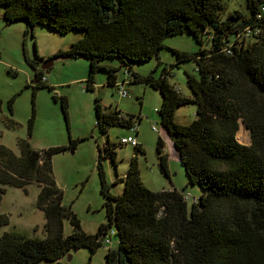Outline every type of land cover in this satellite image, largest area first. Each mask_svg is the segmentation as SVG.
<instances>
[{"label": "trees", "instance_id": "1", "mask_svg": "<svg viewBox=\"0 0 264 264\" xmlns=\"http://www.w3.org/2000/svg\"><path fill=\"white\" fill-rule=\"evenodd\" d=\"M0 7L5 9L8 25H26L25 34L31 35L37 25L63 35L84 33L65 52L48 59L38 55L37 61L27 59L32 69L58 59L86 60L90 64L84 84L87 92L95 91L98 72H105L108 85L118 88L121 68L127 69L126 78L131 77L133 83L159 92L162 103L156 113L161 126L179 153L188 185L201 190L189 208L186 195L177 190L155 193L147 189L137 157L145 152L139 145L124 178V192L115 197L101 163L108 157L115 162L109 146L99 150L97 162L107 223L96 235H88L71 208L63 206V192L53 175V156L67 148L35 151L31 147L34 112L28 139L18 140L19 156L0 145V204L7 188L27 194V188L36 184L45 238L4 234L0 264H60L70 251L83 248L93 256L112 232L119 239L118 249L107 252L105 264H264V0H245L248 15L235 12L227 17L223 0H0ZM186 34L201 46L209 45L196 54L174 51L177 64L192 61L198 67L199 78L186 74L192 98L181 96L169 83L168 70L159 78L132 71V64L159 60L165 40ZM112 59L120 62L119 68L105 65ZM44 78L43 69L36 71L33 103L38 90L54 91ZM53 99L60 100L68 120L67 99ZM13 103L9 102L11 114ZM188 104L196 106L194 121L189 126L177 124V109ZM95 114L103 134L108 127L133 133L142 120L125 118L118 110L106 112L98 98ZM241 120L250 132V146L236 139ZM0 121L9 131L19 128L12 118L0 116ZM78 144L70 140L68 149L76 150ZM163 149L159 139L160 168L170 179ZM66 219L73 231L68 237L64 236ZM6 225L8 217L1 216L0 227Z\"/></svg>", "mask_w": 264, "mask_h": 264}, {"label": "rangeland", "instance_id": "2", "mask_svg": "<svg viewBox=\"0 0 264 264\" xmlns=\"http://www.w3.org/2000/svg\"><path fill=\"white\" fill-rule=\"evenodd\" d=\"M224 15L248 12L245 0H223ZM4 8L0 7V101L2 102L1 118L14 119L19 128L9 131L0 121V145L10 149L19 156L18 140L28 139L29 122L34 112V127L30 138L31 147L35 151L51 148L66 147L62 153L52 158L53 175L58 188L63 192L62 204L70 207L80 221L82 230L88 235H96L100 226L107 223L106 212L103 209L105 199L101 193V181L97 169L99 150L110 146L115 153V162L111 158L101 161L106 183L111 195L117 197L123 194L126 177L131 161L136 157L135 149L122 146L121 141L128 137H135L130 129L108 127L106 133L97 128L95 114V100L98 98L106 112L118 110L125 118L134 116L141 118L138 125V142L144 150L140 154L138 163L143 185L152 192L173 191L190 196L187 201L191 208L201 195L197 186L188 185L185 169L179 158L174 143L168 133L162 128L157 110L162 98L159 92L145 84H135L132 78H126V68H121L117 74V83L127 80L126 90L130 98L124 99L118 88L108 85L105 72H98L95 79V91L87 92L85 82L89 76L90 64L86 60L58 59L53 61L51 69L43 70L44 80L48 87L36 93L33 103V88L36 71L42 70L44 64L38 63L36 70L32 69L26 60L37 61L48 59L59 52L67 51L71 44L84 37L83 32L71 31L60 34L48 27L37 25L34 35L25 34L26 25L19 22L8 25L4 20ZM164 49L160 52L159 60L153 59L144 64H132V71L141 76L154 73L155 78L169 71L167 79L181 96L192 98V92L187 85L190 74L199 78L198 67L194 62L177 64L174 51L196 54L202 46L189 34L168 38L164 42ZM160 61V63H159ZM120 67L116 59L106 60L105 65ZM54 96L66 98L68 101V120L62 112L60 100L54 101ZM13 100V114L9 110V102ZM196 116V106L188 104L177 109L175 122L182 126L192 124ZM156 125L158 132L153 131ZM164 144L163 153L168 160L170 179L167 178L159 164L157 153L158 140ZM236 139L243 146L251 145L250 132L243 120ZM70 140L79 141L76 150L68 149ZM40 189L36 184L23 190L7 188L0 204V217L6 216L9 225L0 227V239L6 233L18 234L26 238L44 239V213L37 209ZM69 219L64 221V236L72 234ZM118 237L112 238L111 245H103L96 254L91 256L89 250L83 248L72 250L64 256L60 264H105V257L109 250L118 249ZM41 264H56L42 262Z\"/></svg>", "mask_w": 264, "mask_h": 264}, {"label": "built area", "instance_id": "3", "mask_svg": "<svg viewBox=\"0 0 264 264\" xmlns=\"http://www.w3.org/2000/svg\"><path fill=\"white\" fill-rule=\"evenodd\" d=\"M118 88H119V90H118L119 94L121 95L122 98H124V99L130 98L129 93L127 92V90L124 89L122 84H119ZM137 130H138V128L134 127L132 131H133L134 134H137L136 133ZM153 131L154 132H158V128H157L156 125L153 126ZM121 144L125 145V146H131L133 148L139 147V142L136 139V137H128L126 139H123L121 141ZM189 198H190V196H186V201H188ZM114 235H115V232H112L111 235L106 239L104 245H111L112 244V238L114 237Z\"/></svg>", "mask_w": 264, "mask_h": 264}, {"label": "water", "instance_id": "4", "mask_svg": "<svg viewBox=\"0 0 264 264\" xmlns=\"http://www.w3.org/2000/svg\"><path fill=\"white\" fill-rule=\"evenodd\" d=\"M33 32H34V30L31 29V30H30L31 35H33ZM52 66H53V61H51V62H49L48 64H46L45 66H43L42 69H43V70H48V69H51ZM32 84L35 85L36 82H33Z\"/></svg>", "mask_w": 264, "mask_h": 264}, {"label": "crops", "instance_id": "5", "mask_svg": "<svg viewBox=\"0 0 264 264\" xmlns=\"http://www.w3.org/2000/svg\"><path fill=\"white\" fill-rule=\"evenodd\" d=\"M124 81H125V80H124ZM124 81H123V82H124ZM123 82H122V86H123L124 89L126 90V86H127L128 83L126 82V83L124 84ZM116 110H117V109H116ZM132 134H133V133H132ZM138 134H139V131H138L137 134H135L136 139H138V136H139Z\"/></svg>", "mask_w": 264, "mask_h": 264}, {"label": "flooded vegetation", "instance_id": "6", "mask_svg": "<svg viewBox=\"0 0 264 264\" xmlns=\"http://www.w3.org/2000/svg\"><path fill=\"white\" fill-rule=\"evenodd\" d=\"M45 66V65H44Z\"/></svg>", "mask_w": 264, "mask_h": 264}]
</instances>
